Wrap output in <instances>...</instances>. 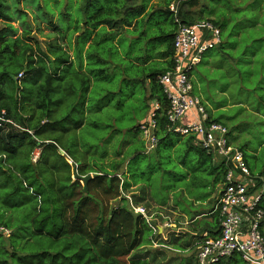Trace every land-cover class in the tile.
<instances>
[{"label":"trees","instance_id":"trees-1","mask_svg":"<svg viewBox=\"0 0 264 264\" xmlns=\"http://www.w3.org/2000/svg\"><path fill=\"white\" fill-rule=\"evenodd\" d=\"M36 1L35 10L28 11L21 8L22 0H16L19 8L15 14H20L19 23L28 26L19 35L6 0H0V20L5 22L0 27V81L5 83L6 90L0 89V118L14 125L13 128L5 124L0 126V192L2 189L5 191V200L0 198V208H8L6 200L20 190L25 191L26 205L32 200L36 202L30 214L32 224L29 232L21 241H9L2 245L8 247H1L0 264H45L47 261V264H126L128 258H132L134 264H151L152 250L149 246L156 242V238L150 239L151 229L142 216L134 214L130 200L124 197L135 187L132 198L136 206L150 209L158 204L146 195L137 196L138 182L145 173V169L144 172L140 169L141 161L150 155L156 156L164 149L166 154H159L160 158L164 164H170L174 160L170 156L185 145L188 152L199 151V155L208 160V169L200 167L198 171L203 169L209 172L208 176L215 170L219 171L223 182L226 175V168L214 164L212 157L195 144L192 136L184 137L173 132L167 119L169 101L159 80L173 67L174 38L179 27L177 20L184 25L208 21L231 36L242 31L237 20L248 17L246 11L261 13L264 0ZM175 1L180 3L178 18L170 10ZM202 1L226 6L230 17L227 20L225 13L220 14L224 17L220 24V20L202 18L206 13L210 15L207 8L199 12L200 20L193 12L184 11L186 7H197ZM249 1H252L251 5L247 4ZM29 13H33L32 21ZM37 16L40 21L35 19ZM33 23L37 25V30L48 27L50 33L47 38L51 40L48 49L44 50L45 44L37 37H31ZM83 29H86L85 32L77 36ZM73 38L76 39L75 59L71 60L67 45L72 49ZM256 38V34L250 32V39ZM32 39L34 44L30 41ZM244 39L240 51L251 42L247 37ZM256 45L258 42L252 43L250 48L253 51L264 50V46ZM218 49L225 52L226 45L221 43ZM244 53L239 52L238 57L232 58L238 61L239 67ZM229 55L232 57L233 54ZM159 56L166 60L165 68L154 61ZM151 61L154 62L146 66ZM12 65L18 68L14 72L9 70ZM249 72L242 70L243 88H237L235 82L236 93L241 89L240 94L247 96L249 113L243 109L248 114L246 119L249 121L253 117L252 121L257 119L264 125V61L260 55ZM194 73L195 69L192 76ZM32 80L35 85L30 88L28 83ZM12 82L17 85L15 94L8 91ZM108 98L113 99L108 103L106 113L109 118L117 119L119 123L116 126L113 121L100 123L90 111V101ZM153 103L161 106L156 116L159 144L156 153L146 154L144 142L137 137L142 135L140 127L146 122ZM99 109L106 111L104 105H100ZM136 113L143 117L138 130L134 128ZM208 114L210 120L230 129L235 138L240 136L241 132L235 131L236 126L224 125L215 120L210 111ZM114 128L115 134H118L115 141L119 135L127 136L131 129H134V137L129 136L127 144L123 141L119 145V159L104 162L109 157L104 152L109 150L108 141L115 134L109 135ZM235 138L234 143L242 147L240 149L246 161V152L250 150L246 144L250 141ZM36 150H41V153L34 162ZM61 150L65 152L64 156ZM263 150L264 142H261L258 151H251L250 154L256 160ZM67 158L78 165L79 176L94 174L86 193L81 181H74L72 166ZM91 160L94 164L98 161L104 164L102 168L91 167ZM131 162H134L135 172L129 170ZM178 163L186 167V171L181 170L182 181L191 170L187 168L186 157ZM256 163L260 162H255L252 167L247 165L254 176L263 180L259 188L263 186L264 191V172H259ZM205 165L203 163L202 166ZM163 175L166 180L163 187L168 195L176 174L167 170ZM192 179L194 182L195 175ZM170 199L168 196L162 207ZM260 207L264 211V193ZM213 213V221L204 224V229L215 238L221 234V225L218 210L214 209ZM7 224L8 229L20 230L16 222L12 223V217ZM180 242L182 239H173L170 244L192 249L200 243L194 246L189 242ZM155 251L164 252L161 249ZM217 264L244 262L239 255H234Z\"/></svg>","mask_w":264,"mask_h":264},{"label":"built area","instance_id":"built-area-1","mask_svg":"<svg viewBox=\"0 0 264 264\" xmlns=\"http://www.w3.org/2000/svg\"><path fill=\"white\" fill-rule=\"evenodd\" d=\"M179 6V1L170 5L176 17ZM177 23L173 67L159 80L169 101L167 119L173 132L184 137L192 136L195 144L212 157L214 164L226 168L216 208L221 234L215 238L208 234L203 236L198 244L197 262L217 264L239 255L245 264H264V211L260 207L264 191L263 186L259 188L263 180L250 172L243 151L231 145L228 128L209 119L203 100L195 94L192 82L195 67L209 50L220 43L221 31L208 21L184 25L178 19ZM209 35L212 39H208ZM160 109V104L153 103L146 122L140 127L149 150L156 149L159 144L156 116ZM5 122L0 118V126ZM39 156L40 150H36L34 159ZM132 208L135 214L145 219L152 236L158 235L159 227H171L168 223L162 226L152 224L144 207L132 205Z\"/></svg>","mask_w":264,"mask_h":264},{"label":"rangeland","instance_id":"rangeland-1","mask_svg":"<svg viewBox=\"0 0 264 264\" xmlns=\"http://www.w3.org/2000/svg\"><path fill=\"white\" fill-rule=\"evenodd\" d=\"M184 1V0H182ZM36 0H22L21 2V8L23 10H28V11H32L35 10V6H36ZM185 3V2H182ZM6 4L7 7L10 9L9 13L11 15H13L12 17L14 18V22L13 24L15 26L18 27V23L19 21V16L20 14H15V10L17 11V9L19 8L17 5L16 0H6ZM27 4V5H26ZM185 8V7H184ZM191 8H185L184 11H188V12H192ZM36 20H39V17H35ZM197 20H200L199 17H196ZM203 21V20H201ZM5 23L4 21L0 20V26ZM44 26V25H43ZM40 32V33H39ZM49 34V29L47 26H44V28L41 30H37V35L41 37V40H44V38H46L45 36H47ZM0 68H2V66H0ZM17 65L14 66L12 65L10 67V71L14 72L16 71ZM227 73L229 75H231V72ZM192 82L194 84V79L192 76ZM35 82L29 81L28 86L34 87ZM194 86V85H193ZM231 86L233 88H231L229 90V92L231 93L232 97L234 99H240L241 97L245 98L246 102L248 103V100L246 99L244 94H240V92L236 93L238 90L237 88H234L236 86V84H231ZM226 88L228 89V85L226 84ZM0 89L5 91V83L2 81H0ZM8 91L12 94L17 93V85L10 83L9 89ZM248 95V94H247ZM95 97V96H94ZM93 97V98H94ZM113 98H108V99H103L102 101L99 99L90 101V111L92 110L93 116L96 120H98L100 123H104V122H114V125H118V121L116 118H109L107 113L108 112V103L112 100ZM100 105H104L106 111L102 112L99 109ZM93 108V109H92ZM227 111V110H226ZM241 116V117H240ZM248 114L243 110V109H236L234 111H232L230 114H228V118L225 119L223 118V115H220L219 117H217V119L219 121H221V123H223L224 125H233L236 126L237 128H235V131L241 132L240 136L236 137L233 135V133L231 134V131L229 129V140L231 145H235V143H233L234 138L235 139H239L241 141H250L248 144H246L248 147V150L246 152V164H248L249 166H255V162L259 161L260 163H256V165L259 167V172H264V150L262 151V153L260 154L261 157L257 158L256 160L253 158V156H251V151L257 152L258 149L260 148L261 142H264V125H262V122H259V120H254L252 121L253 117H251V120H247ZM142 116L140 114H134V128H137L136 130H138V128L140 127V125L143 123L142 120ZM230 119V121H229ZM128 128V127H127ZM128 130V129H127ZM99 132H101V130H98ZM131 131L129 134H127V136H120L119 138L115 141V139L117 138L118 134H115V128L113 130L110 131V135H113L112 139H109L108 141V146H109V150H106L104 153L108 154L109 157L106 158L104 160V162H110L111 160H117L119 159V155H118V151H119V145L124 141V140H129V136L131 138L134 137V129L128 130ZM95 132V131H94ZM92 141H95L94 139H92ZM105 143V142H104ZM238 144V143H237ZM244 145V146H246ZM237 148H239L237 146ZM240 148H242L240 146ZM239 148V149H240ZM157 149V148H156ZM126 150V148L124 149V151ZM241 150V149H240ZM156 153V150L150 152L149 154H154ZM159 154H166L164 149H161V152H157L156 156L154 155H150L147 158H144L141 163H140V169L143 170L145 169V173L143 175V177L140 178L139 180V193L137 194V196L140 195H146V198H153L158 204H154L153 208H146L147 210V216L149 218H151L152 220L154 219V217L156 219H154V224H160L161 226L164 225L165 223L170 224V226L172 228H178V226H180L184 231V221H181L180 223V219L177 218V214L173 211L170 210L169 207L167 208H162V204L166 203L168 201V196L171 198L170 201H173L174 203H179L180 201H186L188 202V198H186L182 193H186L188 196L189 195H193L195 194L196 198L200 199V201L203 203L204 201H207L208 199L212 198V194H215V197L212 199L211 203L207 204L206 207V211H211L214 206H216L219 204V198L217 197L221 191V185L223 183V179H222V174L219 171H216L217 173L213 172L212 174L210 173V175L208 176L209 172H206L205 170L208 169L209 162L206 158H203L202 156L199 155V151H187L185 145L179 147L178 149H176V151L174 152V154H172L170 156V158L172 159L173 156V161L170 164H164L160 158ZM186 157V161H187V165L191 172H193L195 169V180L194 182H192V178L188 177V175L186 176V178H183V180L181 181L180 178L182 177L181 174V167L180 165H178V162H181L183 160V158ZM92 161V160H91ZM104 162L102 161H98V164H94V162L92 161V163H90L91 167H97V168H102V165L104 164ZM204 164H206L204 167L202 166ZM247 165V166H248ZM204 168L205 170H201L198 171V168ZM135 165L134 162L130 163V167L129 170L130 172H132L134 170L135 172ZM167 170H172L175 172V176L173 179L172 187H171V191L168 192V195L166 194V189H164L163 186H165L166 184V180L164 179V174L167 173ZM73 171V169H72ZM163 172V173H162ZM259 172L257 174H259ZM173 173V172H172ZM192 174V173H191ZM94 175V174H92ZM192 174V177L194 176ZM264 176V173H263ZM198 178V180H196ZM1 179V177H0ZM186 182H185V181ZM204 180V181H203ZM75 181V180H74ZM196 181V182H195ZM192 183H195L196 186H191ZM82 186L83 183L81 182ZM149 184H151L149 186ZM206 184H209V191H207L203 186H201V192H196L199 188L200 185H204L206 186ZM174 186V187H173ZM25 191L24 190H20L18 191V193L11 199L6 200V205L8 208H6L5 206H1L2 208H0V252L2 251L1 247H8V246H2L5 242H9V241H13V243H15L16 241H21V239L26 236V234L29 232V228L31 227V217L32 215H30L31 213H33L34 208L36 207V202L35 200H32L29 202L28 205H26L24 203L25 200ZM0 198L2 200H5V191L4 189L1 190L0 192ZM32 199V198H31ZM181 199V200H180ZM180 200V201H179ZM179 201V202H178ZM189 204V203H188ZM215 208V209H216ZM9 209V212L7 211ZM11 209V210H10ZM6 212V213H5ZM210 214V213H209ZM12 217V223L16 222V226L20 227V230H15L14 228L11 227V229L6 228L9 227L7 222H10V219ZM210 217V215H209ZM6 223V224H5ZM172 232V231H170ZM170 232H168V235L165 237L164 240H161L162 242H166V243H171L172 240V236L170 234ZM39 241H41V239H39ZM159 242V241H158ZM161 242V243H162ZM152 247L154 246L153 244H151ZM151 245L149 246V249L153 251H151V255H150V262L151 264H159V262H164L167 261L169 262V264H196V261L194 260V258L196 259L197 253H198V248L194 247L192 249H190L188 251V253L182 254L173 250H167V249H163L164 252L158 253L157 251H155V249H152ZM40 246V244H39ZM30 247V246H29ZM27 247V248H29ZM159 247V246H157ZM160 249V248H159ZM161 249V250H162ZM156 252L158 253L156 256ZM156 256V258H155ZM155 258V260H154ZM48 261L45 263L47 264ZM126 264H134L132 262V258H128L127 260H125ZM198 264V263H197ZM245 264V263H244Z\"/></svg>","mask_w":264,"mask_h":264},{"label":"crops","instance_id":"crops-1","mask_svg":"<svg viewBox=\"0 0 264 264\" xmlns=\"http://www.w3.org/2000/svg\"><path fill=\"white\" fill-rule=\"evenodd\" d=\"M251 3L252 1L247 2L248 5H251ZM217 4L218 3H214L213 5L212 4L210 5L207 1L206 2L202 1L200 5H198L197 7H193L192 12L196 14V17H200L198 15L199 12L202 9L207 8L209 11L208 13H210V15L208 16V14L206 13L205 15L202 16V18H204L205 20H220L221 22L220 24H222L224 17L220 16V14L225 13V15L227 16V20H228V18L230 17V14H229L230 11L226 6L217 5ZM246 14L248 15V17H242L237 20L239 24L238 27L242 28V31L239 32L238 34H233L230 36L225 31L221 30V28L219 27L221 31L219 44L222 43L226 45L225 52L220 51V49H218V45H219L218 44L216 46L217 48L214 47L216 48L215 50H212L211 52L209 51L205 55V58L203 59L202 63H200V65H197L195 68V73L193 76V79H194L193 85H194L195 93L206 104L208 111L211 112V116L215 120H218L217 117H219L220 115H223V118L227 119L228 114H230L232 111L236 110L237 108L244 109V110L246 109L245 111L249 113V108L247 107L245 98L241 97L240 99L236 100L232 97L231 93L229 92V90L233 88L231 84H234L235 82H237V88L238 87L243 88L242 87L243 81L241 82V80H243L242 70L244 72L247 71L248 73L250 69L253 67L254 62H256L258 55H260L261 59H263L264 61V50H254L253 51V49L250 48V45L252 43L254 45L257 42H258V45H256L255 47L264 46V9H261V13H257V12L252 13L250 11H246ZM29 15L32 21L33 13H29ZM21 24L22 23H18V27L15 26V28L19 29V35L22 34L23 30L28 29V26L24 24L21 25ZM36 26L37 25L33 23L32 27H30L31 37L32 38L37 37L40 41H42L43 44H45L43 46L44 50H46V48L48 49L49 43L51 42V40L47 38L49 34L46 36V38H44V40H41V37L37 35ZM85 30L86 29H83L81 33L78 34L77 36L83 34ZM250 32H254L257 38L254 40H251ZM246 37L249 38L251 42L246 43L248 44L247 47H245L242 51H240V47L242 46L241 44L245 42L244 38ZM208 39H212V35H209ZM30 41L32 44H34L33 39ZM66 42L68 44L69 37L66 40ZM72 42H73L72 49H70L69 45H67V48H68L67 53L71 57V60H74L75 58H74L73 53H74V48L76 45V39L73 38ZM88 46L86 47V49H88ZM252 51H253V54H252ZM239 52H245L243 57H241L242 60L239 61V63L241 64L240 67L238 66V61H234L232 59L234 57H238ZM229 53H231V55L233 54L232 57H230ZM154 61L158 62L156 64L159 67H163V68L166 67V65H164L166 60L163 57L159 56ZM154 61L149 62L146 66L150 65ZM159 63L162 65H160ZM86 65L87 63L86 61H84V69H86ZM227 71L231 72V75H229ZM226 84L228 85V89L226 88ZM240 91L241 89L239 90V92ZM30 134L32 135L33 133L30 132ZM137 138L144 142V148H145L146 154H149L150 152L156 150V149L149 150L148 144L141 134H139ZM127 141L124 140V143L127 144ZM233 143H234V140H233ZM236 147H237V144H236ZM40 153H41V150H40ZM67 160L71 164V166H73L72 161L69 158H67ZM178 165L182 166V164L180 163H178ZM181 170L186 171V167L182 166ZM188 173H189L188 177L192 178V174H191L192 172L188 170ZM92 174L93 173H90V175ZM118 177L121 178V175H119ZM191 186H196V185L195 183H192ZM201 186H203L207 191H209V184H206V186L200 185V188L196 192H201ZM134 188L135 187L132 188L130 193H126V194L124 193L125 194L124 197L130 200L131 205L136 206L134 204V199L132 198L133 193H134ZM182 194L186 198H188V202L180 201L181 200L180 199L179 200L180 202L178 204H175L173 201H169V203L166 204L162 208L169 207L170 210L174 212V214L176 213L177 218L180 219V223L178 224H181V221H184L185 223L184 231L182 232L183 229L180 227L183 225L178 226V228L170 227L168 229L159 227L158 235L151 236L150 238V239L154 237L156 238V242L155 243L152 242L154 245L153 246L154 249L163 248L167 250H173V251H176L182 254L188 253L190 249H182L181 247L178 248L170 244L169 242L168 243L163 242L164 244L161 243L162 242L161 240H164L165 237L168 235V232L170 231H172L170 232L172 236L171 240L182 239V242L180 243L188 244L186 242H189L191 244H194V246L203 239V236L205 234L210 235V233L204 229L205 228L204 224L210 223L213 221L212 219L214 215L213 210L216 208V206H214V208L211 211H206L205 209L207 207V204L212 202V199L215 197V194L213 193L212 198L208 199L207 201H204L203 203L200 201V199L195 197L196 196L195 194L189 195V196L184 192ZM217 197L219 198V195ZM136 207H144V206L139 205ZM154 219L156 218L154 217ZM154 219L152 220L151 218H149V221L153 224ZM158 241H160L161 244ZM158 245H163V247H157ZM196 248H198L197 245H196ZM197 250L199 253V249ZM196 261H197V256H196Z\"/></svg>","mask_w":264,"mask_h":264},{"label":"water","instance_id":"water-1","mask_svg":"<svg viewBox=\"0 0 264 264\" xmlns=\"http://www.w3.org/2000/svg\"><path fill=\"white\" fill-rule=\"evenodd\" d=\"M5 125L8 126V127H10V128H13L14 127V125L12 123H10V122H5ZM60 153H61L62 156L65 155V152L62 151V150L60 151ZM77 168H78V165L73 164V166H72V169H73V179L75 181L80 180L83 183V186L85 188L84 191L86 193L87 192L88 183L93 178V176L92 175H88V176H85V177H81L78 174Z\"/></svg>","mask_w":264,"mask_h":264},{"label":"clouds","instance_id":"clouds-1","mask_svg":"<svg viewBox=\"0 0 264 264\" xmlns=\"http://www.w3.org/2000/svg\"><path fill=\"white\" fill-rule=\"evenodd\" d=\"M33 161L35 162V161H37V160L34 159ZM144 208H145V207H144ZM134 214H135V213H134ZM136 215H137V214H136ZM140 216H141V215H140ZM144 220H145V219H144ZM146 224H147V223H146ZM147 225H148V224H147ZM148 227H149V226H148ZM151 236H152V235H151Z\"/></svg>","mask_w":264,"mask_h":264}]
</instances>
